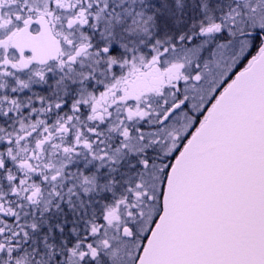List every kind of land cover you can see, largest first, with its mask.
<instances>
[{"label": "snow or ice", "instance_id": "1", "mask_svg": "<svg viewBox=\"0 0 264 264\" xmlns=\"http://www.w3.org/2000/svg\"><path fill=\"white\" fill-rule=\"evenodd\" d=\"M0 264H264V0H0Z\"/></svg>", "mask_w": 264, "mask_h": 264}]
</instances>
